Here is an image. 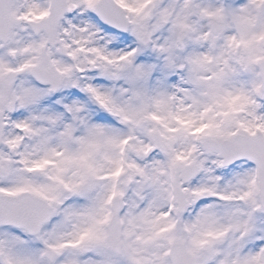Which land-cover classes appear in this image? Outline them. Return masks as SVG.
<instances>
[{"label": "snow or ice", "instance_id": "snow-or-ice-1", "mask_svg": "<svg viewBox=\"0 0 264 264\" xmlns=\"http://www.w3.org/2000/svg\"><path fill=\"white\" fill-rule=\"evenodd\" d=\"M0 264H264V0H0Z\"/></svg>", "mask_w": 264, "mask_h": 264}]
</instances>
